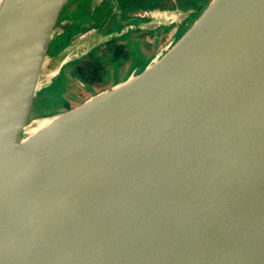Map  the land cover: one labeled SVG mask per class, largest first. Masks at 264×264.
Returning <instances> with one entry per match:
<instances>
[{"label":"water","instance_id":"95a60500","mask_svg":"<svg viewBox=\"0 0 264 264\" xmlns=\"http://www.w3.org/2000/svg\"><path fill=\"white\" fill-rule=\"evenodd\" d=\"M68 1L0 0V264H264V0H211L28 134Z\"/></svg>","mask_w":264,"mask_h":264},{"label":"flooded vegetation","instance_id":"af4514ba","mask_svg":"<svg viewBox=\"0 0 264 264\" xmlns=\"http://www.w3.org/2000/svg\"><path fill=\"white\" fill-rule=\"evenodd\" d=\"M69 1L62 9L59 15L56 29L64 20V18L68 16L69 13H73V17H71L72 21L70 20V23L66 25L65 30L57 37V39L51 40L47 55L54 54L56 51L60 50L62 47L68 44L78 33H81L82 31L85 32L86 30H88L87 21L92 19L95 20L98 17L100 18L99 20L102 21V25L105 27L104 32L107 34L117 31H123L126 29L127 31H124L122 34L116 36L112 42L108 43V41H111L110 38L107 41L91 48L88 53L84 56H81V58L75 59L62 66L61 70H59L56 74L57 77L53 79L50 83V87H55V90L46 92V94H41V96L43 97L41 98L38 104H35L36 107L40 104L43 105L49 100H52L50 98L51 94H53L54 92H58L60 89L65 88L66 93L67 87L69 86L75 90H72V92L75 93L77 91V86L78 95L75 97V99H67L63 98L62 93V98L66 99V103H69L67 108L75 106L73 102H75L74 100H76V98H78L79 96L80 87L83 91H91L93 87L87 88L85 86V83L81 81L80 74L77 72L78 67H81V65H83V63L87 59H90L91 54H93V56L95 57H99L101 63V70L99 74L101 80L98 83H95V86L98 84H105L108 79V75L110 74L109 70L111 71V73L112 71H114L111 78L112 81H114V85L119 83V81L121 82L125 78H127L128 75H125L124 78L120 80L122 76H117L116 72H119L118 70L124 65L127 68L128 64L126 61L130 58V69L137 66L139 67L137 72H139V70L143 67H141L140 65L144 62L145 52H149L151 48L156 47V43L163 37L166 38V36H169L175 28H178V32H180L184 28L185 24L189 26L192 21H194V19L192 20V18L197 17L199 10L211 0H108L107 5L103 10L94 9V12L92 14L89 13V7L87 8L90 0H76L75 8L73 7L74 9L71 10L70 8L72 6V2L69 3ZM155 9H179L182 11L191 12L189 18L187 17L186 19L182 20L179 24L173 23L167 26L158 25L152 29L139 27L140 24L145 23L147 21L144 20V17H140L137 14ZM134 33H136V36H134ZM118 46L122 47L123 53L120 56L116 57L114 55V52ZM140 46H143L144 50H140ZM106 64H110L111 68H106ZM117 79L118 82L115 83ZM63 110L65 109H58V111Z\"/></svg>","mask_w":264,"mask_h":264},{"label":"rangeland","instance_id":"374dc122","mask_svg":"<svg viewBox=\"0 0 264 264\" xmlns=\"http://www.w3.org/2000/svg\"><path fill=\"white\" fill-rule=\"evenodd\" d=\"M189 16H190V14H189ZM189 16H187V17L189 18ZM186 18H184V19H186ZM195 18L193 17L192 20L195 19ZM184 19H182V20H184ZM144 20L148 21V19H146V18H144ZM179 23H174V24H179ZM55 30H56V28H55ZM178 31H179L178 28H175L173 30V32H171V34L169 36H166V38L163 37L162 39H160L156 43V47L151 48L149 52H145V54H144V62L140 66L141 67L144 66L146 64V62L154 55V53L157 52L162 46H164L169 41V39H171V37H175L176 38ZM134 36H136V33H134ZM140 50H144L143 46H140ZM130 60H131V58L127 59V61H126L127 64H128L127 68L124 65V66H122V68H120L118 70L119 72H116L117 76H122V78L120 80H122L125 75L129 76L130 74L137 73L139 67L136 66V67H133L132 69H130L131 68ZM106 68L110 69L111 65L110 64H106ZM47 69L48 68L46 67L45 69L41 70V82H42V84L46 83L45 84L46 86H44V87H42L40 89V91L38 92L37 96L34 99L33 108H32L31 114L29 116V119L27 121V128L36 127V126H38V123H39L40 119H42L44 117H47V116H50V115H53V114H55L57 112H61V111H58L59 108H61V109L64 108L65 110L69 109V108H67L69 103H66V101H65L66 99H63V98L75 99V97L78 95V87L76 86L77 91L75 93V92H72V90H74V89L69 86V87H67L66 93H65V88L64 89H60L58 92H54L53 94H51L50 98L52 100H49V101L45 102L43 105L40 104L39 106L36 107L35 104H38L39 101L41 100V98L43 97V96H41V94H46V92H50V91H54L55 90L54 89L55 87H53V88L50 87L51 86L50 82L47 84V81L50 80L47 77V75H46L47 74ZM109 72H110V74L108 75V79L105 82V84H98L97 86H93V89H91V91H83L81 89V87H80L79 88L80 89L79 96H78V98H76V100H74L75 102H73V104L77 105L80 102H82L83 100H85L87 97H89L90 95H93V94L99 92L100 90L107 89V88L111 87L112 85H114V81H112V79H111L114 71H112V73H111V71L109 70ZM127 73H129V74H127ZM116 82H118V79L115 81V83ZM74 88H75V85H74ZM91 92H93V93H91ZM62 93H63V98L61 96Z\"/></svg>","mask_w":264,"mask_h":264},{"label":"crops","instance_id":"0c3cea01","mask_svg":"<svg viewBox=\"0 0 264 264\" xmlns=\"http://www.w3.org/2000/svg\"><path fill=\"white\" fill-rule=\"evenodd\" d=\"M71 2H72L71 4L72 6L70 10L75 8L76 0H70L69 3ZM107 2L108 0H90L87 6V8L89 7L88 9L89 13L92 14L94 12V9L103 10L105 6L107 5ZM72 15L73 13H69L67 16L68 18L65 17L64 20L60 23L58 28L55 30L54 38L52 40L57 39V37L65 30L66 25L70 23V20L72 19L71 17H73ZM99 19L100 18L98 17L95 20L92 19V20L87 21L88 30H86L85 32L82 31L81 33H78L75 37H73V39L68 44H66L60 50L56 51L52 55L48 54L46 56L42 69H45L46 67L48 68L46 75L49 79L51 78L52 80L55 79L57 77L56 71L61 70V67L64 66L66 63L71 62L75 59L81 58V56H84L85 54H87L91 48H93L97 44L103 43L99 41H101L107 35V33L104 32L105 27L102 25V21ZM70 53L71 54L79 53L81 55H79V57L77 58L75 57L71 61L64 63L61 66L63 59Z\"/></svg>","mask_w":264,"mask_h":264},{"label":"trees","instance_id":"16d2710c","mask_svg":"<svg viewBox=\"0 0 264 264\" xmlns=\"http://www.w3.org/2000/svg\"><path fill=\"white\" fill-rule=\"evenodd\" d=\"M210 2V1H209ZM207 2V4L209 3ZM206 4V5H207ZM205 5V6H206ZM202 7L199 12H198V15L202 12V10L205 8ZM197 15V16H198ZM115 37L111 38L110 40L111 41H108V43L112 42L114 40ZM107 43V44H108ZM122 47L118 46L117 49H115V52H114V55L116 57L120 56L123 51H122ZM143 68V67H142ZM141 68V69H142ZM140 69V70H141ZM100 70H101V63H100V60H99V57H95L93 56V54L90 55V59H87L83 65H81V67H78L77 69V72L80 74V77H81V81L83 83H85V86L87 88H91L93 86H95L94 84L95 83H98L101 79H100ZM139 70V71H140ZM97 86V85H96Z\"/></svg>","mask_w":264,"mask_h":264},{"label":"bare ground","instance_id":"6f19581e","mask_svg":"<svg viewBox=\"0 0 264 264\" xmlns=\"http://www.w3.org/2000/svg\"><path fill=\"white\" fill-rule=\"evenodd\" d=\"M49 120H50L49 117H44V118L40 119L38 126L33 127V128H25V132L30 134V133L36 131V129H38L39 127L44 126Z\"/></svg>","mask_w":264,"mask_h":264}]
</instances>
